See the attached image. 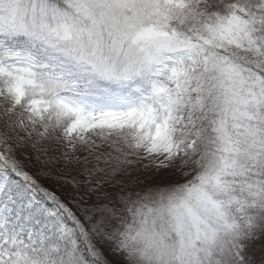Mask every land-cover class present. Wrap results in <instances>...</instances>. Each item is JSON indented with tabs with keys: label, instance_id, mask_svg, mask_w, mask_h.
<instances>
[{
	"label": "snow or ice",
	"instance_id": "snow-or-ice-1",
	"mask_svg": "<svg viewBox=\"0 0 264 264\" xmlns=\"http://www.w3.org/2000/svg\"><path fill=\"white\" fill-rule=\"evenodd\" d=\"M0 264H264V0H0Z\"/></svg>",
	"mask_w": 264,
	"mask_h": 264
}]
</instances>
